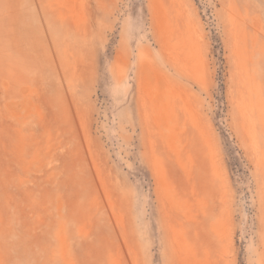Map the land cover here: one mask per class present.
<instances>
[{
	"label": "rangeland",
	"instance_id": "obj_1",
	"mask_svg": "<svg viewBox=\"0 0 264 264\" xmlns=\"http://www.w3.org/2000/svg\"><path fill=\"white\" fill-rule=\"evenodd\" d=\"M0 264H264V0H0Z\"/></svg>",
	"mask_w": 264,
	"mask_h": 264
}]
</instances>
